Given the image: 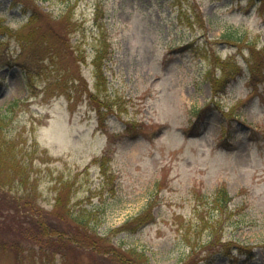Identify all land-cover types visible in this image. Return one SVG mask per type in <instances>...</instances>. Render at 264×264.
<instances>
[{
  "label": "rangeland",
  "instance_id": "1",
  "mask_svg": "<svg viewBox=\"0 0 264 264\" xmlns=\"http://www.w3.org/2000/svg\"><path fill=\"white\" fill-rule=\"evenodd\" d=\"M21 1L0 0V23L13 31L27 22ZM31 1L51 13L56 45L62 40L66 53L46 60L47 70L28 91L13 59L29 52L0 29V113L16 102L5 132L21 154L35 149L31 174L41 211L51 210L58 179L70 178L73 203L103 209L99 233L153 206V221L114 239L143 251L150 264H208L200 262L206 249L186 255L189 243L206 242L213 230L227 253L239 243L254 257L234 258V250L212 264H264V0ZM66 11L77 26L67 37L55 19ZM228 27L243 31L244 40H221ZM103 46L104 58L95 61ZM61 71L66 90L53 82ZM231 73L215 95L212 78ZM80 81L85 89L76 87ZM103 154L106 175L93 163ZM220 187L232 199L230 209L212 212L209 197ZM8 232L0 220V244ZM51 240L61 244L60 254L52 250L43 264H73L69 253L63 257L65 243ZM22 249L23 264H41L31 244ZM73 251L77 262H88L86 249ZM13 263L0 247V264Z\"/></svg>",
  "mask_w": 264,
  "mask_h": 264
},
{
  "label": "trees",
  "instance_id": "2",
  "mask_svg": "<svg viewBox=\"0 0 264 264\" xmlns=\"http://www.w3.org/2000/svg\"><path fill=\"white\" fill-rule=\"evenodd\" d=\"M26 1L31 2L33 5ZM250 1L261 2L263 0ZM21 3L26 8L24 11L28 15V21L18 31L10 30L2 23H0V29L4 33H11L20 43L21 48L23 50L27 49L29 52L27 57L21 58V54H19L13 60L17 62L24 85L30 91L33 89L35 77L47 70L48 66L45 61L53 62L54 59L62 58L66 51L65 47L63 48L64 43L62 40L59 46L56 45V34L52 28L51 21L53 17L51 13L49 11L44 12L31 0H24ZM64 14L65 16L60 15L55 19L61 20L63 24L62 33L66 34L67 37V34L74 31L77 26L70 20L67 11ZM178 16L181 21V13ZM200 16L198 14V17ZM184 19L186 23H189L186 15H184ZM49 23H51L50 26ZM222 34L221 40L225 43L232 42L234 45H238L246 36L243 31L233 27L226 28ZM251 47V55L255 56L257 47L254 45ZM104 53L106 54V48L103 46L101 50L96 51L94 60L101 61L104 58ZM79 54L77 58L80 59V56L84 57L81 52ZM203 57L207 58V56ZM211 60L216 65L222 64L219 58H212ZM7 66H10V64L8 63ZM59 74L60 76L53 82L59 87H68L67 83L69 80L66 78V73L61 71ZM234 74H225L220 81H215L216 79L212 78L214 80L212 92L215 95L224 92L226 85L232 81L231 77ZM96 76L99 81L98 92L104 91L105 86L102 81L103 75L100 68L96 69ZM80 86H83L84 89L86 87L84 82L81 81L78 82L76 87L79 88ZM97 97L98 94L91 95V102L93 103ZM15 104V101L12 102L7 110L0 113V220H7L9 231L0 247L2 250L13 254V264H23L21 257L23 255L22 244L24 243L31 244L33 249H37V252L41 253V256H39L41 264L48 258V255H52V250L60 254L62 246L60 243L51 240L53 237L57 241L65 243L64 249H66V253H64L63 257L69 253L72 256L70 259L74 261L73 264H150L149 257L143 251L130 247L124 249L114 239L119 234L138 231L146 226L149 221H153V206L151 204L149 210L127 220L121 226L99 233V228L102 225L100 213L103 212V209L97 206L88 208L80 201L73 203L72 189L74 180L59 178L56 182V195L51 210L48 212L41 211V206L38 202L40 196L38 179L31 174L34 167L31 154L35 153V149L31 153L24 152L21 154L17 139L9 137L5 132L9 123L7 120L9 111H11L12 105ZM98 107L99 104H97ZM106 107H108V104ZM97 162L102 167V173L106 175L105 154L101 155L100 158H95L93 163ZM209 199L212 212L221 213L230 209L232 199L223 187L216 189ZM89 204L92 203L90 202ZM57 224L65 227V229L60 228ZM34 231L38 233L36 237L31 236ZM217 236L216 231L213 230L206 242L195 240L189 243L190 251L186 257L193 256L198 249L209 251L200 260V262L207 261L208 264H212L219 257L230 256L234 250L245 258L247 257V260L254 257L252 249L239 243H237L236 247L234 246V250L231 253H227V245L216 240L215 237ZM14 240H17L16 243H8ZM217 243H220V246H217ZM73 249L83 251L86 249L88 251L86 252L88 262H77L79 257L74 256ZM66 261V264H69V260L67 259ZM198 263L195 261L192 264ZM181 264H186V262Z\"/></svg>",
  "mask_w": 264,
  "mask_h": 264
}]
</instances>
